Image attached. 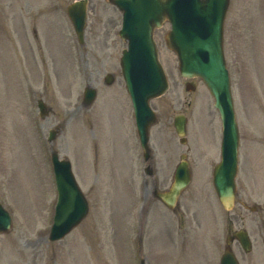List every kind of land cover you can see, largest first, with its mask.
<instances>
[{
	"label": "rangeland",
	"instance_id": "obj_1",
	"mask_svg": "<svg viewBox=\"0 0 264 264\" xmlns=\"http://www.w3.org/2000/svg\"><path fill=\"white\" fill-rule=\"evenodd\" d=\"M26 1H31L25 6L28 15H22L20 6ZM65 1L72 0L59 4L56 0H0V202L13 218L11 228L0 235V264H219L225 236L242 227V222L235 220L231 225L237 210H224L213 193L214 129L205 124L206 120L214 123L212 97L202 85L193 95L185 90L176 55L161 44L170 89L152 102L158 121L151 129V142H160L161 150L153 174H146L144 167L149 163L143 160L135 139L133 108L121 74L120 57L126 45L113 32L118 29L119 13L106 0H89L85 42L80 44L66 10L60 8ZM12 2L21 5L15 3L9 11ZM243 4V11L250 7L247 22L234 19L233 23L240 25L236 33L241 39L239 47L244 46L246 52L242 60L246 59V69L251 70L245 74L231 64L232 80L237 107L249 108L250 120L260 124L259 120L264 121V0L255 12L252 0L251 4L243 0ZM35 17L37 38L31 29ZM245 26L248 30L244 32ZM54 41L65 44L66 73L63 79L60 74L47 84L41 76H33V68H41L43 62L53 72L55 56L52 59L49 48ZM6 42L13 49L22 48L23 68L14 54L4 51ZM65 48L60 47L61 52ZM255 68L263 77L252 81L249 73ZM108 72L116 77L109 86L103 82ZM89 84L98 88V98L86 106L83 91ZM195 98L199 108L192 118H203V134L194 146L198 157L192 146L189 150V144L179 143L173 127L174 117L190 111ZM39 99L52 108L45 117L39 115ZM89 114L91 124L83 125L90 121ZM51 129L58 131L53 141L48 140ZM163 137L169 143H162ZM53 150L72 161L90 205L85 220L58 241L49 240L57 200ZM183 152L192 167L197 163L198 167L193 169L192 182L179 206L170 210L151 192L153 186L169 189ZM255 219V223H246L255 248L245 253L239 244L232 245L241 264H264L263 233Z\"/></svg>",
	"mask_w": 264,
	"mask_h": 264
},
{
	"label": "water",
	"instance_id": "obj_2",
	"mask_svg": "<svg viewBox=\"0 0 264 264\" xmlns=\"http://www.w3.org/2000/svg\"><path fill=\"white\" fill-rule=\"evenodd\" d=\"M116 2L123 3V0H116ZM124 2L126 3V1ZM133 2H136L139 6L135 5L133 7L132 5V9H126L128 20L126 21L123 33L130 38L131 44L130 49L125 51L122 65L128 89L131 92L138 112V124L143 142L145 143L148 140L147 126L149 125V120L154 118L148 106V100L150 97L162 94L168 87L162 66L157 59L156 49L151 40V31L156 22L155 13H152V11L155 10L157 15H159L158 21H161L164 16L168 15L176 25L174 33L169 38V44L179 54L182 74L188 76L201 74L212 89L213 94L216 95L218 99L217 105L222 112L226 126L225 141L233 146L235 153L238 135L229 94L228 77L222 58V31L221 27L214 31V12L208 7L207 3L200 5L198 0H133ZM181 2L184 5H193L200 13L198 15L202 18V25L206 27L209 24L213 29L192 32L188 37V42L183 43L184 33L180 26L179 17L181 10H185V16L191 14V11L188 7L180 9L179 4ZM76 6L78 7L77 4L70 7L71 15L76 29L82 37L84 20L80 14L85 13V4H82L83 9L75 12ZM174 8L175 12L173 11ZM135 15V19L137 20L141 16L147 15L148 20H146V25L131 27L129 18ZM95 94L96 91L89 88L85 92V98L88 101H92ZM41 107L42 111H44L43 104H41ZM178 124H180L179 120ZM53 136L54 133H52ZM53 161L59 190V203L51 239L62 237L81 220L88 210L87 202L72 174L70 162L68 160L60 161L57 153H54ZM185 167L183 164L178 171L179 174L182 172L183 175L177 177L172 193L167 196L169 202L175 200L179 191L188 181V176H185ZM219 175L221 179L224 176L223 173ZM233 176L234 172L231 173L230 184L232 183ZM219 191L225 206H229L227 202L232 197V190L230 188L227 189L223 182L219 186ZM9 226L10 217L0 208V232L8 229ZM222 264H237L235 256L230 251H227L222 258Z\"/></svg>",
	"mask_w": 264,
	"mask_h": 264
},
{
	"label": "flooded vegetation",
	"instance_id": "obj_3",
	"mask_svg": "<svg viewBox=\"0 0 264 264\" xmlns=\"http://www.w3.org/2000/svg\"><path fill=\"white\" fill-rule=\"evenodd\" d=\"M235 4L240 8L239 2H236L235 0H229L228 9H227L226 18H225V31L227 30V27H228V29H239L240 28V25L234 24L233 22L228 23V20H227L228 14H229L230 10L234 9L233 6ZM166 25L168 26V28L170 27L169 24H166ZM214 116H215V114H214Z\"/></svg>",
	"mask_w": 264,
	"mask_h": 264
},
{
	"label": "bare ground",
	"instance_id": "obj_4",
	"mask_svg": "<svg viewBox=\"0 0 264 264\" xmlns=\"http://www.w3.org/2000/svg\"><path fill=\"white\" fill-rule=\"evenodd\" d=\"M58 66H59V67H61V66H60V63L58 64ZM55 76H57V73H56V75H55ZM77 128H78V129H81V128H82V126H78Z\"/></svg>",
	"mask_w": 264,
	"mask_h": 264
}]
</instances>
